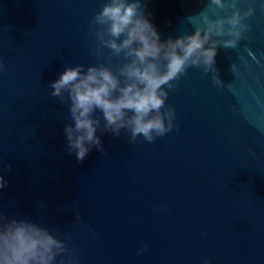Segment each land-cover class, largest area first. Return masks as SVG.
<instances>
[{
    "label": "water",
    "instance_id": "obj_1",
    "mask_svg": "<svg viewBox=\"0 0 264 264\" xmlns=\"http://www.w3.org/2000/svg\"><path fill=\"white\" fill-rule=\"evenodd\" d=\"M106 2L0 0V211L48 228L80 264H264V0H240L256 12L236 48L218 47L217 83L196 66L174 82L172 131L152 143L97 131L104 152L77 161L68 103L49 84L68 67L124 62L93 51L89 22ZM140 2L161 41L231 14L208 0Z\"/></svg>",
    "mask_w": 264,
    "mask_h": 264
},
{
    "label": "clouds",
    "instance_id": "obj_2",
    "mask_svg": "<svg viewBox=\"0 0 264 264\" xmlns=\"http://www.w3.org/2000/svg\"><path fill=\"white\" fill-rule=\"evenodd\" d=\"M240 0H208L214 9H231L230 15L207 13L192 34L161 41L155 26L142 11L140 0H107L89 22L95 39L94 53L99 59H123L116 67L103 63L68 67L49 87L50 95L68 103L71 123L64 126L66 150L83 161L95 147L104 152L97 131L119 137L121 130L129 133L128 142L138 137L152 143L175 127V109L166 105L171 90L190 66L212 72L218 82L215 56L220 46L236 48L250 26L244 21L255 15L252 4L241 10ZM264 9V4L260 5ZM6 66L0 60V73ZM234 70V67H233ZM166 86V87H165ZM99 111L102 115H95ZM103 121V124L101 123ZM11 168V165H7ZM8 181L0 175V189ZM166 210V209H164ZM76 219H81L79 211ZM206 233H201L205 236ZM144 248L137 250L141 254ZM59 258V259H58ZM0 264H80L76 249L66 240L58 239L46 227L25 218H11L0 211ZM202 264H210L208 257Z\"/></svg>",
    "mask_w": 264,
    "mask_h": 264
}]
</instances>
